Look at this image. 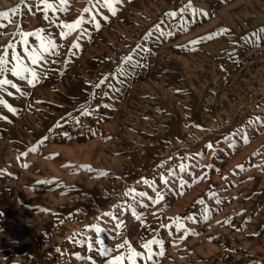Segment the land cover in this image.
Returning <instances> with one entry per match:
<instances>
[{
  "label": "rangeland",
  "instance_id": "obj_1",
  "mask_svg": "<svg viewBox=\"0 0 264 264\" xmlns=\"http://www.w3.org/2000/svg\"><path fill=\"white\" fill-rule=\"evenodd\" d=\"M189 2L200 10L196 15H166ZM93 5L96 0H69L67 11L49 10L55 20L49 24L42 10L0 0V13H9L0 17V55L9 43L22 52L18 31L45 28L58 45L39 65L25 57L40 73L35 87L9 73L20 91L0 90L16 109L0 106V117H7L0 118V264H108L129 246L145 252L141 245L154 238L164 241L165 255L137 264H264V0H124L115 16L101 9L109 19L97 16L99 30L85 23L84 35L79 29L57 35L56 24L87 20ZM157 25L174 35L160 36ZM126 56L144 65L134 75ZM118 68L129 74L117 76ZM105 77L101 89L93 87ZM86 102L92 115L80 111ZM257 118L261 123L249 124ZM240 128L250 142L237 136L232 147L226 137ZM181 163L200 167L184 173ZM204 173L206 179H194ZM162 175L174 186L155 204L149 199L155 192L142 181L160 188ZM181 177L190 185L182 195ZM129 188L148 196H123ZM104 248L113 251L106 257Z\"/></svg>",
  "mask_w": 264,
  "mask_h": 264
},
{
  "label": "snow or ice",
  "instance_id": "obj_2",
  "mask_svg": "<svg viewBox=\"0 0 264 264\" xmlns=\"http://www.w3.org/2000/svg\"><path fill=\"white\" fill-rule=\"evenodd\" d=\"M69 0H59V4H54V3H50L49 0H21V3L24 5V8L26 9L27 12H32V8H35L36 11H43L44 16L43 19L49 21V24H55V20L53 18H51L48 15L49 10H51L53 13L57 12V11H67V5H68ZM91 2V0H90ZM124 0H96V5H99V7L97 8L96 5H93L94 8H96V13L94 15H91L87 20H85V18L83 16L79 17L78 19H74V21L72 23H67V22H62L60 24H56V27H58L60 29L59 33L57 34L59 37H64L67 38L68 36H70L73 32L77 31L78 29L80 30L81 35L86 34V29L83 28V25L85 23H90L93 24L94 28L99 30L101 28V20L97 19V16H102L103 20H108L109 17L107 15H103V13L101 12V9H107L108 11L111 12V14L113 16H115L117 14V7L116 5L123 3ZM31 5V6H29ZM41 5H43V9H41ZM12 12H17L19 11V8H13L11 10ZM92 9L90 8H85L84 12H91ZM191 11V13L193 15H196L200 10L195 9L192 7L191 3H187L184 6L179 8V13L176 11H171L168 12L166 15L168 17H176L178 14H183L185 12ZM203 15H207V13H202ZM9 13L8 12H3L0 13V17L2 18H8ZM181 30H183V25L181 26ZM156 32H159L160 36L163 37H167V36H172L174 35V32L169 31V32H164L160 29V26L157 25ZM228 30H222L221 33L219 34H223L224 32H227ZM46 32L45 28H41L37 31H18L17 35H19L21 37V40L19 41V43L22 45V52H17L16 51V44H12L9 43L7 45V47H5L3 49V54L0 55V76H3V79H0V90H4L6 91V86H11V88L16 89L18 92L20 91V88L17 87V83H14L12 79L8 78L7 74H11V76L13 77H17L18 81H25L27 84L32 85L33 87H35L36 82L39 81L40 79V73H38V71L36 70V68L34 67H29L28 64L25 62V57L27 58V60L31 61L32 65H39L41 63V61L46 59V55L48 53H51L54 49H56L58 47L57 43L55 42V40L51 37V34H47L45 35L44 33ZM262 32H264V30H262ZM216 34H211L207 37L208 40H212L214 38ZM28 37H35L36 41H39L38 45L35 44H29L28 41ZM151 38V33H149L145 39H150ZM264 38V37H262ZM90 39V37H89ZM192 43L194 44H198L200 43V41H193ZM247 43V42H246ZM138 48H140L142 51H148L150 53V49H143L142 45H138ZM72 48L74 49H79L80 48V44L79 43H75L72 45ZM9 49H12L11 52V60L9 58ZM73 56L76 55V52L73 51L71 53ZM124 63L126 65H128L131 70H132V74H135V69H138L140 67H143L144 65H141L139 60H133L132 56H126L123 58ZM11 61H15L14 64H12L11 67H9V64L11 63ZM129 71L128 69H117V76H125L128 75ZM108 77H105L104 79L96 82L93 87L97 88V89H101V86L105 84V80H107ZM121 84H123V81H120ZM106 87L112 88L113 91H116V87L114 84L109 83L106 85ZM24 93L21 92V95H23ZM9 96H12L13 93L12 92H8ZM101 95H108L107 91H101ZM96 98V93H92L91 94V99H95ZM0 106H3L5 108L8 109L9 112L15 113L16 109L12 106V104H10L6 99H2L0 98ZM103 107L107 108L109 107V105H104ZM90 105L86 102L85 105H82L80 108V111L82 113V115L88 116V115H92L93 111L89 110ZM3 119H7V117H0ZM77 123H79V121H76ZM261 123L260 118H257L256 120L250 121L249 124L250 125H255ZM61 125H57V127H60ZM66 136H68L69 139H71V136L68 133H65ZM239 137L240 140H242L245 144L250 142V137L248 135V133L245 131V129L240 128L236 130V133L233 134V137H226V140L228 141V143L232 146V147H237L236 144L232 143V140L235 137ZM45 140L48 139V137L44 138ZM43 140L40 141V144H43ZM206 147L208 149L213 150V152L215 151L214 145L213 144H207ZM29 152H35L37 151V147H33L30 148L28 150ZM28 153H22V155H27ZM259 154V153H257ZM196 155L199 156H203V153H198ZM182 160H189V159H195V156L193 157H188V156H183L181 158ZM202 163V160L201 162ZM25 167H27V165H24ZM196 167H200V164H185V163H181L177 166V168L179 169L180 172H184L187 173L189 168H193L195 169ZM205 167H210V166H205ZM241 170H243V166H240ZM86 170L91 172L93 171V169L90 166H85ZM171 174L172 176L176 175V169H172L171 170ZM101 176H105L107 175V173H100ZM207 177V173H204L198 177H194V179L199 182L200 180H204ZM161 180L163 182L162 187L157 188L156 185V181L155 180H147L144 179L142 182L146 185H148L149 188H151L154 192H155V197H149V199H152L153 203L155 204H159L160 202L165 200V197L169 194V192L171 191V188L174 186L171 181L170 178L168 176H161ZM39 183L42 184H46V183H52L51 181H40ZM139 183V181H138ZM185 186H190L188 184V181L185 180L183 177H181L179 179V188H178V192L177 194L182 195L183 192L181 190H183L185 188ZM125 197H132L133 200H138L139 197H145L148 196V193L146 192H136L135 189L133 188H129L127 192H124L122 194ZM212 197L214 199H216V194L213 193ZM197 203H199L200 205H205V201L203 199H200ZM216 203L220 204L222 203L221 200L216 199ZM145 207H147V205H145ZM205 212L210 211L207 207L204 208ZM103 215L105 216H109V217H113L116 218L115 215L112 212H106ZM133 215L135 216V218L137 220H139L141 217L139 215H137L135 212H133ZM188 219H193L192 217H188ZM205 219H208L207 216H205ZM183 228L182 224L177 223V230H180ZM97 231H101V229L97 228ZM126 245H128V241H124L123 243H119L117 245L118 249H124L126 247ZM153 245H159V251L158 252H154L153 251ZM141 247L143 249H145V252H140L137 251L135 248L129 246L128 252L124 253L121 252L120 255H116V256H112L111 259L108 261V264H124L125 260H128L131 262V264H137V258H142L146 261H153V257L154 256H160L163 257L165 255L164 252V241L162 239H150L147 240L145 243H143L141 245ZM57 252L60 251L59 248L56 249ZM113 249L110 248H104L101 251V255L103 256H109L112 253Z\"/></svg>",
  "mask_w": 264,
  "mask_h": 264
}]
</instances>
